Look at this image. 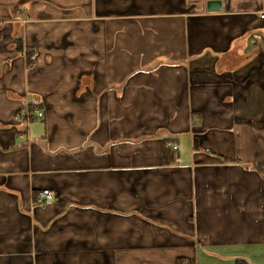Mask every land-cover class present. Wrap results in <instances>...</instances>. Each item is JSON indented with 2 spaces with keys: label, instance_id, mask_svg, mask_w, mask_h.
<instances>
[{
  "label": "crops",
  "instance_id": "1",
  "mask_svg": "<svg viewBox=\"0 0 264 264\" xmlns=\"http://www.w3.org/2000/svg\"><path fill=\"white\" fill-rule=\"evenodd\" d=\"M208 2L0 0V264H264V0Z\"/></svg>",
  "mask_w": 264,
  "mask_h": 264
},
{
  "label": "built area",
  "instance_id": "2",
  "mask_svg": "<svg viewBox=\"0 0 264 264\" xmlns=\"http://www.w3.org/2000/svg\"><path fill=\"white\" fill-rule=\"evenodd\" d=\"M264 14V12L262 13ZM24 115H26L25 119L26 121H31L32 119H38L44 117V111L42 109H35L32 112L28 111ZM174 149H176V146L174 145ZM53 198V194L50 190L44 189L42 191H39L38 193V202L44 203Z\"/></svg>",
  "mask_w": 264,
  "mask_h": 264
},
{
  "label": "water",
  "instance_id": "3",
  "mask_svg": "<svg viewBox=\"0 0 264 264\" xmlns=\"http://www.w3.org/2000/svg\"><path fill=\"white\" fill-rule=\"evenodd\" d=\"M221 0H209L208 9L209 10H219L221 9Z\"/></svg>",
  "mask_w": 264,
  "mask_h": 264
},
{
  "label": "rangeland",
  "instance_id": "4",
  "mask_svg": "<svg viewBox=\"0 0 264 264\" xmlns=\"http://www.w3.org/2000/svg\"><path fill=\"white\" fill-rule=\"evenodd\" d=\"M17 46L20 48V46H21V42H18V43H17Z\"/></svg>",
  "mask_w": 264,
  "mask_h": 264
},
{
  "label": "trees",
  "instance_id": "5",
  "mask_svg": "<svg viewBox=\"0 0 264 264\" xmlns=\"http://www.w3.org/2000/svg\"><path fill=\"white\" fill-rule=\"evenodd\" d=\"M18 47V46H17ZM22 46H20V48H21Z\"/></svg>",
  "mask_w": 264,
  "mask_h": 264
}]
</instances>
